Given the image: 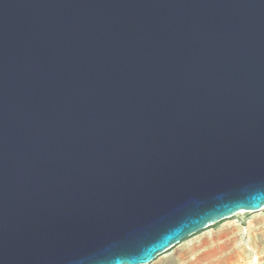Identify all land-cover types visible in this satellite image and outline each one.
Instances as JSON below:
<instances>
[{
    "label": "water",
    "instance_id": "obj_1",
    "mask_svg": "<svg viewBox=\"0 0 264 264\" xmlns=\"http://www.w3.org/2000/svg\"><path fill=\"white\" fill-rule=\"evenodd\" d=\"M264 208V0H0V264H150Z\"/></svg>",
    "mask_w": 264,
    "mask_h": 264
},
{
    "label": "rangeland",
    "instance_id": "obj_2",
    "mask_svg": "<svg viewBox=\"0 0 264 264\" xmlns=\"http://www.w3.org/2000/svg\"><path fill=\"white\" fill-rule=\"evenodd\" d=\"M150 264H264V208L210 226Z\"/></svg>",
    "mask_w": 264,
    "mask_h": 264
},
{
    "label": "bare ground",
    "instance_id": "obj_3",
    "mask_svg": "<svg viewBox=\"0 0 264 264\" xmlns=\"http://www.w3.org/2000/svg\"><path fill=\"white\" fill-rule=\"evenodd\" d=\"M241 213H243V212H241Z\"/></svg>",
    "mask_w": 264,
    "mask_h": 264
}]
</instances>
